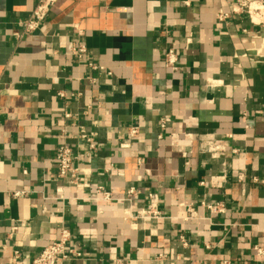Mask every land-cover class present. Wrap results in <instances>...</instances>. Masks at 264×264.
Here are the masks:
<instances>
[{"label": "crops", "instance_id": "0c3cea01", "mask_svg": "<svg viewBox=\"0 0 264 264\" xmlns=\"http://www.w3.org/2000/svg\"><path fill=\"white\" fill-rule=\"evenodd\" d=\"M37 1L0 0V264L63 230L81 256L60 264H264V26L230 0H60L24 34ZM63 144L79 186L58 178Z\"/></svg>", "mask_w": 264, "mask_h": 264}, {"label": "built area", "instance_id": "2783aa9c", "mask_svg": "<svg viewBox=\"0 0 264 264\" xmlns=\"http://www.w3.org/2000/svg\"><path fill=\"white\" fill-rule=\"evenodd\" d=\"M60 0H38L35 8L29 18H27L23 23L24 34H33L37 32L44 20L48 17L49 13ZM227 2V0H223ZM231 6L232 14H245L249 17L250 21L254 25L264 26V0H230L228 1ZM230 15L224 12L218 14V20L220 22L225 21ZM257 38V37H255ZM255 45V43L253 42ZM65 53L68 56H75L78 60H83L88 56V48L84 44L75 45L72 42H67L65 46ZM178 57L173 50H169L165 57V65L172 69L177 70ZM89 67L92 70H103V67L94 65L89 59ZM60 97H65V94L60 93ZM162 127L164 123L162 122ZM139 134L138 128L131 130L132 137ZM80 137L84 140V145L87 148L89 154H93L97 151L96 133H87L85 131L80 132ZM200 149L204 153H211L217 155L222 151V147L218 146L215 142L211 140L200 141ZM77 157L75 156L74 150L63 144L59 147L56 156V163L58 166V178L66 180L70 184L79 186L84 183V178L81 177L80 169L75 166V161ZM104 200H111V194L105 192L102 188L100 189ZM129 195L135 196L134 188L129 190ZM19 196L20 194H15ZM156 196H150L151 205L149 209L138 214L141 219L148 218H158L159 212L157 209ZM208 208L213 212H222L224 210L223 204H212ZM71 242V234L67 230H63L60 234L58 240L52 242L46 246L40 255L33 260L31 264H60L62 261L68 259L69 255H74L75 257H80L81 254L75 249H70L69 244ZM184 242V241H183ZM185 243V242H184ZM255 251L257 255L261 257L264 262V248L256 246ZM163 257V256H161ZM228 264V263H224Z\"/></svg>", "mask_w": 264, "mask_h": 264}]
</instances>
